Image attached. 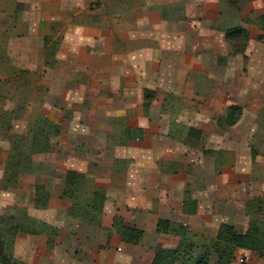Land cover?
Returning <instances> with one entry per match:
<instances>
[{
    "label": "crops",
    "instance_id": "0c3cea01",
    "mask_svg": "<svg viewBox=\"0 0 264 264\" xmlns=\"http://www.w3.org/2000/svg\"><path fill=\"white\" fill-rule=\"evenodd\" d=\"M248 4L264 13V0ZM178 5L181 15L168 18L165 9ZM218 9V0H0V47L11 66L42 74L48 91L39 111L60 127L50 140L53 150L32 155L33 163L51 164L59 173L47 178V207L33 204L40 169L21 173L14 187H0V214L22 207L58 229L51 247L45 233L19 231L13 258L27 264H151L157 244L178 243L156 231L159 219L195 233L248 222L247 201L264 195V153L251 145L261 129L255 116L262 103L244 91L250 87L239 86L236 96L227 83L235 57L218 39L224 32L206 21ZM53 32L57 42L47 66L43 38ZM245 56L249 64H262L264 43L249 36ZM236 59L240 65L245 58ZM201 74L212 82L204 98L196 83ZM145 89L154 92L146 109ZM171 98L181 104L169 108ZM232 104L242 106L240 119L219 126ZM246 111L252 117L242 121ZM26 123L25 114L14 119L11 132L25 134ZM188 127L202 131L197 145L185 143ZM1 140L8 148L0 154V179L9 150ZM66 170L88 172L105 189L104 229L67 215L70 202L60 196ZM186 191L197 202L194 213L183 210ZM115 216L143 230L139 243L108 233Z\"/></svg>",
    "mask_w": 264,
    "mask_h": 264
},
{
    "label": "trees",
    "instance_id": "16d2710c",
    "mask_svg": "<svg viewBox=\"0 0 264 264\" xmlns=\"http://www.w3.org/2000/svg\"><path fill=\"white\" fill-rule=\"evenodd\" d=\"M249 1L251 0H219L221 4L225 3V5L237 9H241L243 3ZM223 14L219 8L218 16L222 17ZM254 20L263 31L261 35L257 36V40L264 43V13L255 16ZM211 27L224 31V41H226L231 54H242L243 58H246L245 50L249 41L246 28L239 24L225 28L215 22L211 24ZM55 42H57V39H53L49 35L43 38L45 65L47 66L51 64L50 57L53 56ZM4 62L8 63V58L0 47V139H5L9 143L0 187L2 185L6 188L14 187L21 173L33 172V154L53 150L50 140L51 137L59 134L60 127L44 116L38 109L37 112L31 110L28 113L29 98L25 99L22 104L16 105L19 88L18 79L22 74H29V70L19 68L15 72L13 68H9L12 70L11 80L3 79L1 78V65ZM11 90L14 92L13 95L9 94ZM153 95L152 90H144L143 106L145 109L150 105ZM8 101L15 103L13 108L10 109L6 106ZM23 114L27 118L26 133L11 132V122L14 119L21 118ZM241 115L242 106L229 105L225 115L218 118L216 123L224 128L230 127L240 119ZM201 135L202 131L200 129L188 127L185 131L184 141L190 145H197ZM53 174L58 175L59 173L54 171ZM62 177L63 188L60 196L71 201V205L67 209V215L86 224L102 227L105 189L97 186L94 177L88 172L66 170ZM80 193L85 197L83 200L80 199ZM48 199L47 187L40 180L34 187V207L38 209L46 208ZM249 201H247V207L254 205L257 201L260 203L261 199L260 197H253ZM196 205V200L192 199L186 191L183 200L184 212L194 213ZM260 209L259 207L258 210ZM249 224L246 230L238 231L231 224L221 223L209 243L201 242L199 244L196 236L200 238V235L192 233L183 224L159 219L156 226L157 232L178 235L181 239L173 247H164L157 244L154 248L151 264H209V248H214L217 253L216 264H232L237 251H255L259 257L264 258V234H262L264 221L260 219L258 222L252 221ZM112 226L120 236L121 241L129 244L139 243L143 234V230L125 225L118 216L114 217ZM102 228L104 229V227ZM111 229L107 230L110 232ZM19 231L32 234L45 233L47 235V246L49 247L53 246L54 239L58 234V229L55 226L29 216L25 209L16 206L9 207L6 213L0 214V264H27L12 256L13 241ZM198 245L203 249L193 252L192 247ZM239 264L249 263L242 259Z\"/></svg>",
    "mask_w": 264,
    "mask_h": 264
},
{
    "label": "rangeland",
    "instance_id": "374dc122",
    "mask_svg": "<svg viewBox=\"0 0 264 264\" xmlns=\"http://www.w3.org/2000/svg\"><path fill=\"white\" fill-rule=\"evenodd\" d=\"M249 2L243 3L242 8L237 9L233 6H227V5H225V3L221 4L218 0V8H220L222 10V12L224 13L223 16L221 17V16H216L214 14H210V15L206 16V19H207L206 21L210 25L215 22L219 25L224 26L225 28L239 24V25L243 26L244 28H246L249 36H251L252 38L255 39V38H257L258 35H261L263 31L260 29V27L256 24V22L254 20L255 16H257L259 14H257L258 12H255L253 9L250 8L251 6H249V4H248ZM262 6H264V5H262ZM181 7H182V5H180V6L178 5L177 7H174V8L170 7L168 9H165L166 13H167L166 14L167 17L168 18H174L175 16L181 15V13L179 12V10H181ZM179 18H181V16ZM193 22H194V20H193ZM49 36H51L53 39H56L55 37L57 35H56V32H53ZM218 39L224 41V36L218 35ZM226 44L227 43L225 41V45ZM227 46L228 45H226V47ZM228 49H229V47H227V51H228ZM250 49L252 51V47H250ZM229 55H232L233 57H235L233 64L231 65V67L233 68V72L229 73L228 78H227V83L232 84V86H234L233 93L237 96L241 92L238 90L239 86H240V88L241 87L244 88V87L248 86V87H250L248 91H246L244 89V91L248 93V96L253 97V95H256L255 96L257 98L256 104L262 103L260 110H258V112L255 116V121L260 125L261 129H260L259 133L256 135L255 139L251 140V145L255 148L256 151L262 150V153H264V141L263 142L259 141L261 136H264V62L262 64H257L255 62L256 61L255 60L251 64H249V62H246L247 60L245 58L244 60H242V63H240V65H239L236 62V60H237L236 58H237V56H239L241 54H231L230 50H229ZM51 58L52 57H50V60H51ZM224 59H225V56L223 57V60ZM219 61H222V59H220ZM9 65L10 64L7 62L2 63V65H1L2 66L1 67L2 68L1 78L11 80L10 79V78H12V70L11 69L13 68V70H15V72L18 71L19 68H15L13 66L10 67L11 65L10 66ZM247 65H248V67H245ZM9 68H11V69H9ZM222 79L223 78H221V80ZM18 81H19V88H18V92H17L18 99H16V105L22 104L25 99L29 98L30 101H29L28 108H27L28 113L31 110H33V112H37V109L39 110L40 103L44 100V97L46 95V91H48L47 87L42 83L43 82L42 74H40L39 71H37V70L36 71L32 70V71H29V74L20 75ZM196 83H197V87H199L198 90H200V92H201L198 94V96L200 98H204L205 96H208V93L210 91L209 89L211 88V84H212L211 80H209L207 77H205L204 74H201L200 78H198L196 80ZM253 88H256V90ZM258 88H259V90H258ZM13 93L14 92H12V90L9 92L10 95H13ZM217 96H218L217 97L218 99L223 98V96H221L219 94ZM11 104H12V102H9V101L6 102L7 107L11 106ZM180 104L178 101L171 98V100L169 102V108H171V109L175 108L177 105L179 106ZM232 105H234V104H232ZM142 106H143V102H142ZM245 107H247V106L245 105ZM143 108L145 109L144 106H143ZM26 116H27V113H26ZM251 117L252 116L249 115V111H246L244 113L242 121H247ZM23 127H24V125L17 124L15 129L18 131H21V130H23ZM5 146H7V144H4L3 140L0 139V154L3 151L7 150L8 147H5ZM206 146H209V144L206 143ZM210 151H211V149L210 150L207 149V152H210ZM194 157H195V155H194ZM217 157H219L220 160H222V161L224 159V158H222L223 156H221V154H217ZM190 159H192L191 156H190ZM190 159H188V161H190ZM33 166H34L33 170L40 169V174L42 176L41 182H43L46 185L47 178L49 176L53 175L55 168L51 164L34 163ZM90 166L93 167L94 165L90 164ZM90 166H89V168H90ZM259 168H261V167H259ZM79 195H80L81 200H83L85 198L83 194L80 193ZM65 199H67V198H65ZM260 199H261L260 203L257 201V203L255 202V204L252 205V212H251L252 215L250 214V216L248 218V222H247L248 224L246 223L245 225L244 224L242 225L240 223L239 226H234L238 231L246 230L248 228V226L250 225L249 223L252 221L258 222L260 219L262 221H264V195L260 196ZM67 200H69V199H67ZM69 202L71 205L70 200H69ZM16 207H18V206H16ZM254 207H255V209H254ZM259 207L261 208L260 210H258ZM18 208H22V207H18ZM22 209H24V208H22ZM37 220L42 221L39 219H37ZM43 222H45V221H43ZM206 226H208V225H206ZM108 233L110 235L111 234L116 235L115 236L116 240H118L120 237L114 228H113V230L111 229V231ZM192 233H195V232H192ZM166 234H169V233H166ZM195 234L200 235V238H199V236H196L197 242H199V244L201 242L209 243L215 235V230H214L213 225H209V227H203V229L199 228V231H196ZM262 234H264V230H262ZM171 235H174V234H171ZM174 236H176L178 238V242H179L181 238L178 235H174ZM106 244H107V242H106ZM198 246L192 247V251L195 252V251H200L203 249V247H201V246L198 247ZM216 259H217V253H216L215 249L209 248L210 264H216ZM242 259H245L246 262H248L249 264H264V258L259 257L255 251H237L235 253V257L233 259L232 264H239Z\"/></svg>",
    "mask_w": 264,
    "mask_h": 264
}]
</instances>
